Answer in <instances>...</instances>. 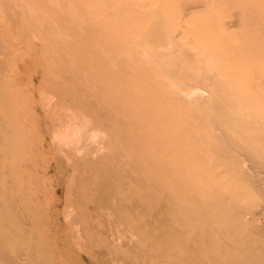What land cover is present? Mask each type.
Wrapping results in <instances>:
<instances>
[{
	"label": "rangeland",
	"instance_id": "obj_1",
	"mask_svg": "<svg viewBox=\"0 0 264 264\" xmlns=\"http://www.w3.org/2000/svg\"><path fill=\"white\" fill-rule=\"evenodd\" d=\"M0 264H264V0H0Z\"/></svg>",
	"mask_w": 264,
	"mask_h": 264
}]
</instances>
